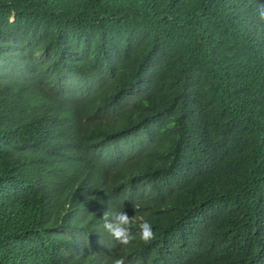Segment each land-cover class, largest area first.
Returning <instances> with one entry per match:
<instances>
[{
  "label": "trees",
  "instance_id": "obj_1",
  "mask_svg": "<svg viewBox=\"0 0 264 264\" xmlns=\"http://www.w3.org/2000/svg\"><path fill=\"white\" fill-rule=\"evenodd\" d=\"M260 5L0 0V264H264Z\"/></svg>",
  "mask_w": 264,
  "mask_h": 264
},
{
  "label": "clouds",
  "instance_id": "obj_2",
  "mask_svg": "<svg viewBox=\"0 0 264 264\" xmlns=\"http://www.w3.org/2000/svg\"><path fill=\"white\" fill-rule=\"evenodd\" d=\"M258 16L259 20L264 22V5L258 7ZM102 221L103 230L123 246L132 244L137 239V234L139 239L145 244L150 243L156 238V233L153 231L152 224L148 220H143V222L139 223L137 233H134L133 217L129 216L124 209L115 213L105 211ZM112 264H126V257H115L112 260Z\"/></svg>",
  "mask_w": 264,
  "mask_h": 264
},
{
  "label": "bare ground",
  "instance_id": "obj_3",
  "mask_svg": "<svg viewBox=\"0 0 264 264\" xmlns=\"http://www.w3.org/2000/svg\"><path fill=\"white\" fill-rule=\"evenodd\" d=\"M146 138V137H145ZM159 145V144H158Z\"/></svg>",
  "mask_w": 264,
  "mask_h": 264
}]
</instances>
